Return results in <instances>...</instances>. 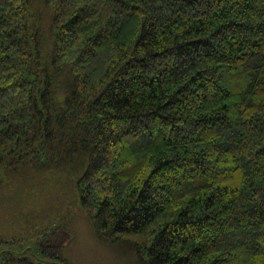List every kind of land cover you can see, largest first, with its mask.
Segmentation results:
<instances>
[{
    "label": "trees",
    "instance_id": "1",
    "mask_svg": "<svg viewBox=\"0 0 264 264\" xmlns=\"http://www.w3.org/2000/svg\"><path fill=\"white\" fill-rule=\"evenodd\" d=\"M50 195L131 264H264V0H0V201ZM42 215L0 264H67Z\"/></svg>",
    "mask_w": 264,
    "mask_h": 264
},
{
    "label": "rangeland",
    "instance_id": "2",
    "mask_svg": "<svg viewBox=\"0 0 264 264\" xmlns=\"http://www.w3.org/2000/svg\"><path fill=\"white\" fill-rule=\"evenodd\" d=\"M50 197L53 200L51 198L47 201L42 199V203L40 201L37 205L30 203L31 206H20L17 201L12 202L6 199L0 201V234L24 233L23 230H20L22 224L40 225L41 223H27L22 220L23 216L26 217L35 212L43 213L42 217L47 221L58 216L61 219H58L59 224L65 229L64 237L60 241L62 248L59 253L67 264H131L129 253H116L113 246L98 240L94 236L89 218L77 205L69 202L70 199L63 203L62 200H59L60 203H57L55 196L50 195ZM39 219L41 222L45 221L40 217ZM47 224L50 223L43 225ZM37 231L39 232L40 228ZM23 248L22 246L18 247L20 250ZM26 256L31 262V257L27 254ZM32 261V264H35L34 260Z\"/></svg>",
    "mask_w": 264,
    "mask_h": 264
}]
</instances>
